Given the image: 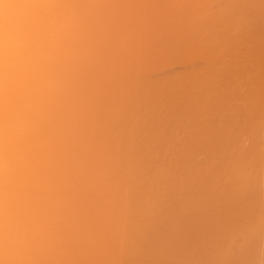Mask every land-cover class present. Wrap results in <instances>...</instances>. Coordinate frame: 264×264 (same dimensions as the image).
Returning <instances> with one entry per match:
<instances>
[{
    "label": "bare ground",
    "instance_id": "1",
    "mask_svg": "<svg viewBox=\"0 0 264 264\" xmlns=\"http://www.w3.org/2000/svg\"><path fill=\"white\" fill-rule=\"evenodd\" d=\"M0 264H264V0H0Z\"/></svg>",
    "mask_w": 264,
    "mask_h": 264
},
{
    "label": "rangeland",
    "instance_id": "2",
    "mask_svg": "<svg viewBox=\"0 0 264 264\" xmlns=\"http://www.w3.org/2000/svg\"><path fill=\"white\" fill-rule=\"evenodd\" d=\"M184 68V65H182V64H175V65H173L172 66V71H178V70H181V69H183Z\"/></svg>",
    "mask_w": 264,
    "mask_h": 264
}]
</instances>
